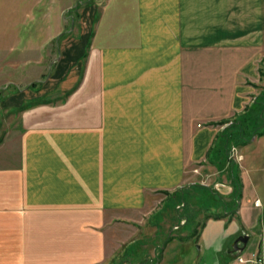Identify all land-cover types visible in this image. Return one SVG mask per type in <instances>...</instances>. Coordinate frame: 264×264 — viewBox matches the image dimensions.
Returning a JSON list of instances; mask_svg holds the SVG:
<instances>
[{"label": "crops", "instance_id": "crops-1", "mask_svg": "<svg viewBox=\"0 0 264 264\" xmlns=\"http://www.w3.org/2000/svg\"><path fill=\"white\" fill-rule=\"evenodd\" d=\"M17 1L0 9V55L33 89L3 104L35 102L0 135V264H102L168 195L185 220L178 196L190 187L195 219L217 216L199 232L205 249L241 235V208L219 215L187 181L223 166L234 140L264 135L227 125L264 105V0H80L71 22L66 2L47 0L38 17L36 0ZM233 188L209 190L222 205ZM187 230L154 231L167 238L157 264H184L176 236Z\"/></svg>", "mask_w": 264, "mask_h": 264}, {"label": "rangeland", "instance_id": "rangeland-1", "mask_svg": "<svg viewBox=\"0 0 264 264\" xmlns=\"http://www.w3.org/2000/svg\"><path fill=\"white\" fill-rule=\"evenodd\" d=\"M24 1V0H23ZM28 1V0H27ZM47 0H36L35 4H37L36 8L38 10L34 13H29L39 15L42 14V8H44V3ZM58 1V0H57ZM84 3H99L101 0H82ZM61 5H64L65 2L67 5V10L63 13V15L68 17L66 19L68 22H71V17L73 20H77V10L74 7L77 5L78 0H59ZM33 4V3H31ZM20 5V3L16 0V4L13 3V0H0V9L1 10H12L14 6ZM21 6L26 7L27 2L21 4ZM41 9V10H40ZM36 10V9H35ZM26 14V13H25ZM24 13L21 15H25ZM4 13L0 12V17H2ZM25 19V17H23ZM7 19H1L0 24L9 22L5 21ZM10 25V23H9ZM17 61H13L9 55L4 56L0 55V135H4L10 128H13V125L17 123L18 117L20 116L22 111L29 105L31 102H35V100L25 99L20 106H10L3 104V101L11 100L16 94L21 93L20 90L28 91L29 89H33L29 84L31 78H28L25 74L26 68H20ZM22 74V76H21ZM35 84V83H34ZM23 91V92H24ZM25 93V92H24ZM24 93H22L24 97ZM14 101V99H12ZM264 108V107H261ZM227 125L230 127V130L235 128V133H241L244 137L251 138L253 134L259 135L258 132L264 133V116L257 123V128L255 130L248 129L245 126L241 125V130H238L240 127L239 123H235L234 121H230ZM237 133V135H238ZM256 139V137H254ZM238 140V139H237ZM236 140V141H237ZM238 141L233 144L231 142L229 144L228 150V158L225 159L224 165H219L216 169L215 166L207 169L205 171L195 172L194 179H188V183L194 184L190 185L194 188L198 187V184L207 187L213 191H217L218 193L225 195L223 191H218L215 189L216 183H224L229 185L232 183L233 179L236 177L240 180L239 175L244 177L245 185L244 191L241 193L238 200V207H240V215H238V233L240 234H248L249 239L242 250L233 251L230 249V252H227L229 248H231V243L234 240L235 236L218 240L215 248L213 249H205L203 246V242L200 240L199 232L201 228L204 226L207 218L214 217L215 213H201L196 216L195 222L191 224L189 229H192L194 233L189 236H176L177 241L179 243L177 246L182 250V261L184 264H204L206 262H222V260L226 259L228 264H236L237 257L242 256L244 258H248L252 253L259 254L262 258V263L264 264V135L259 137L254 141V144L249 147H244L241 143L245 142ZM235 142V140H234ZM233 162V163H232ZM227 164V166H225ZM235 166L234 172L235 176L232 177L231 166ZM218 165V164H217ZM223 171L221 170V168ZM227 168V169H226ZM228 168L230 170L228 171ZM229 175V177H228ZM232 177V178H231ZM191 180V181H190ZM231 180V181H230ZM236 181V180H235ZM240 182L237 180V183ZM235 184V182L233 181ZM249 188V189H248ZM198 190V189H197ZM167 192L166 194H168ZM201 194V193H200ZM258 197L259 205L258 209H256V214H253L251 217V221H248L249 211L246 212L245 209L247 207L253 206V200L255 197ZM171 196H167L165 199V203L161 202L155 206L150 218L144 220L142 223H138V230L135 232L132 239H135L132 243H122L118 242V245L115 247L107 248V258L102 264H125V261H128V264H157V258L159 253V248L162 245L166 244L167 238L164 236H153L155 230L161 232V230L173 229V231L177 233H185L188 234V227L183 226L185 220H180L177 215L181 214V209H176L174 203H172ZM256 201V200H255ZM254 201V202H255ZM206 202V203H205ZM204 205L214 203L211 201L209 197L205 199V201L201 202ZM202 207V206H201ZM228 208V207H227ZM222 210V209H221ZM218 211L219 215L223 213V211ZM233 209L229 207V213L227 216L229 218H235L237 216L236 211H232ZM242 211V212H241ZM217 212V211H215ZM172 227V228H171ZM166 234V233H165ZM165 240V242H164ZM121 244V245H120ZM239 245H242L239 243ZM219 248V253L214 249ZM111 249L116 250L113 252V257L110 255ZM223 250V251H221ZM155 256L154 259H149V257ZM236 259V260H235ZM150 260V262H148ZM219 260V261H218ZM239 262V261H238ZM241 264H245L239 262ZM247 263V262H246ZM251 264V263H250Z\"/></svg>", "mask_w": 264, "mask_h": 264}, {"label": "trees", "instance_id": "trees-1", "mask_svg": "<svg viewBox=\"0 0 264 264\" xmlns=\"http://www.w3.org/2000/svg\"><path fill=\"white\" fill-rule=\"evenodd\" d=\"M80 0H78V2H79ZM77 5H79V3H77ZM78 7V6H77ZM76 6L74 7V9H76L77 8ZM262 97H261V102L262 103H264V95H261ZM263 107H264V105H263ZM252 113V114H251ZM251 115H254V116H251L250 115V117H248L247 118V120L249 119V122H248V124L246 125L247 126V128L250 130H252V128H253V130H255L256 128H257V123H259L260 122V120L262 119V117L264 116V108H258L257 110H254V111H251ZM222 122H224V121H222ZM235 122L236 123H238V122H242L241 124H239L240 125V129H241V125L243 124V122H244V120H242V121H240V120H235ZM259 134H261L262 132H258ZM235 143H237L236 141H235ZM224 157H225V159H227L228 158V152L224 155ZM233 163V162H232ZM235 166L236 165H233L232 164V166H231V168H232V177H234L235 176V174H234V172L236 173V171H235ZM236 180V181H235ZM237 180L238 181H240L239 179H237L236 177L233 179V181L235 182V184H234V188H233V193H232V201L230 202V203H227L226 201L222 204V205H218L217 203L219 202V200H221L222 198L218 195V194H216V193H214V192H212L211 190H209L208 188H206V187H204V186H202V185H199V188L201 189L199 192L201 193V198H200V200H199V202L201 203V202H203V201H205V199L207 198V197H209L210 199H211V201H214V203H211V204H206L205 206H216V207H219V206H221V208H222V210H223V212H228L229 211V207L230 208H232L234 211L236 210V208L238 207V200H239V197H240V191H241V183L240 182H238L237 183ZM191 191V187L190 188H187V191H182V193L181 194H179V196H178V198L181 200V199H183L184 200V203H182L183 204V206H185V208H186V212H187V216H184V217H182V218H184L185 219V221H184V223H183V226H185V227H191V224L193 223V222H195V216H193L192 215V212H194L195 213V208H196V206H193V209L191 210V209H189L188 207V205H189V203L188 202H186L187 200H188V198H187V194H188V192H190ZM173 201H174V199H172ZM175 202V201H174ZM185 203H186V205H185ZM206 203V202H205ZM202 204V203H201ZM228 207V208H227ZM232 210V211H233ZM188 213L189 214H191L190 216L188 215ZM215 218L217 217V216H214ZM180 220H181V218H180Z\"/></svg>", "mask_w": 264, "mask_h": 264}, {"label": "built area", "instance_id": "built-area-1", "mask_svg": "<svg viewBox=\"0 0 264 264\" xmlns=\"http://www.w3.org/2000/svg\"><path fill=\"white\" fill-rule=\"evenodd\" d=\"M217 189H220L221 187H226L225 184L223 183H216L215 184ZM259 200L255 201V205L258 206L259 205ZM179 207V206H178ZM237 261L242 262V263H251V264H260L262 263V258L258 255H256V253H252L248 258H244L242 256H238L237 257Z\"/></svg>", "mask_w": 264, "mask_h": 264}, {"label": "water", "instance_id": "water-1", "mask_svg": "<svg viewBox=\"0 0 264 264\" xmlns=\"http://www.w3.org/2000/svg\"><path fill=\"white\" fill-rule=\"evenodd\" d=\"M248 239H249L248 234H241V235L237 236L233 240V242L231 243L230 249H232L233 251L242 250L244 248V246L246 245ZM239 243H241L242 245H239Z\"/></svg>", "mask_w": 264, "mask_h": 264}]
</instances>
